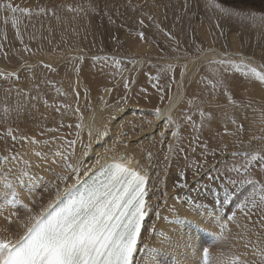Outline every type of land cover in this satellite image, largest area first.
I'll use <instances>...</instances> for the list:
<instances>
[{
  "label": "rangeland",
  "instance_id": "1",
  "mask_svg": "<svg viewBox=\"0 0 264 264\" xmlns=\"http://www.w3.org/2000/svg\"><path fill=\"white\" fill-rule=\"evenodd\" d=\"M216 3L226 11L206 7V0H0V5L18 9L0 8V186L4 189L0 206L8 207L3 208L10 211L7 217H15L27 194L31 197L39 190L38 183L56 177L54 189L59 188L73 158L86 156L97 133L104 137L111 121L121 117L119 138L128 139L125 147L145 158L153 175L150 192L157 195L162 186L167 190L170 185L166 169L170 148L168 168L184 173L182 184L188 187L182 193L174 189L167 194L179 197L182 210L187 208L185 201L195 198L198 214L201 207L222 211L223 221L217 223L216 231L199 225L207 238L201 245L203 263L264 264V169L253 163L245 175L240 167L250 158L246 153L264 148V84L251 71L264 73L260 20L264 7L253 0ZM252 13L256 20L245 19ZM141 32L145 39L140 38ZM212 48L222 53L200 56V49ZM251 49L258 50L259 57H254L262 65L230 53L245 54ZM186 60L191 62L186 65ZM183 73L180 99L168 114L154 116L168 102ZM217 82L220 85L214 90ZM224 86L232 93L233 103L227 102ZM17 106L22 109L19 115L14 111ZM90 112H98L101 118L100 131L93 135L78 127L82 115ZM148 126L152 127L149 132ZM173 129L176 134L171 140ZM73 140L74 148L69 147ZM55 152H63L67 159L53 156ZM23 172L32 175L30 184L28 176L18 179ZM32 178L39 180L33 190L27 188ZM20 189L26 193L22 200ZM154 196L156 208L163 196ZM245 201L251 203L241 210ZM192 220L179 222L178 238L185 256L190 250L188 234H193L188 226H195ZM153 227V222L145 225L141 251L151 250ZM173 247L166 248L172 251ZM158 249L151 251L155 264H169L170 258L161 260L168 250ZM135 262L143 264L140 258Z\"/></svg>",
  "mask_w": 264,
  "mask_h": 264
},
{
  "label": "snow or ice",
  "instance_id": "2",
  "mask_svg": "<svg viewBox=\"0 0 264 264\" xmlns=\"http://www.w3.org/2000/svg\"><path fill=\"white\" fill-rule=\"evenodd\" d=\"M3 7L12 12L18 10L11 4L0 5V8ZM206 7L219 9L221 12L226 11L216 3V0H206ZM19 10L28 11V9ZM228 14L238 13L228 12ZM256 18V13L245 16V19L256 20ZM260 20L264 26V16L260 17ZM140 23L143 24V21L141 20ZM13 25L15 26V20H13ZM139 35L141 39H145L143 32ZM200 52L202 53L203 49H200ZM208 63L214 62L209 61ZM217 63L230 62L219 61ZM44 67L51 69V65H44ZM251 71L260 83L264 84V73L257 72L255 68ZM219 85L220 82L213 84V89L216 90ZM224 95L228 103L234 102L227 86H224ZM32 99H37V97H32ZM169 99L171 100V97ZM14 111L19 115L22 109L17 106ZM155 114L160 116L161 110L157 108ZM7 115L6 111L5 116ZM165 119L171 123L169 117ZM187 119L191 118L187 117ZM233 123H235L234 120ZM8 131L11 133V129ZM12 139H15L14 135ZM75 144V140L70 141L69 147L74 148ZM36 155L42 154L37 152ZM53 156H59L63 160L67 159L63 152H55ZM246 156L250 158L240 166L244 169L245 175L249 174V167L253 163H258L264 169V148L253 149L246 153ZM128 163L130 161L125 158L124 154H121L119 161L114 163L101 164L98 160L97 164L104 170L107 179L100 183L94 182L86 185L82 189L73 185L58 204L55 206L50 204L47 209L42 210L36 216L29 215L27 222L21 221L25 229L23 235L15 240L10 236L0 238V264H132L133 255L141 238L143 221L151 205H146L145 200L146 177L127 167ZM27 175V172H23L18 179H23ZM180 175L183 176L184 173ZM249 183L254 182L249 181ZM179 187L186 188L188 185L182 184ZM185 203L187 204L185 211L195 213L192 219L198 222L199 202L192 198ZM249 203L251 201H245L241 210L247 208ZM261 203H264V197H261ZM253 206L259 208L260 204L254 203ZM22 207L31 213L29 205L23 204ZM170 211L177 213L173 217L174 220L187 218L179 215L176 208ZM167 219L168 217H164V220ZM231 219L233 217L229 216V220ZM12 226V221L9 219L4 231H8ZM220 227L223 228L224 225L221 224ZM152 233L157 237L158 247L163 248L171 243L166 229L157 230L153 227ZM204 252L207 253L208 250L204 249ZM261 255L264 256V252ZM146 264H155V262L150 259L146 261Z\"/></svg>",
  "mask_w": 264,
  "mask_h": 264
},
{
  "label": "bare ground",
  "instance_id": "3",
  "mask_svg": "<svg viewBox=\"0 0 264 264\" xmlns=\"http://www.w3.org/2000/svg\"><path fill=\"white\" fill-rule=\"evenodd\" d=\"M232 1H235V0H232ZM253 1H254V3L256 5H258L260 7H264V0H253ZM229 33H231V32H229ZM226 36L228 37V35H226ZM238 43H240V42H238ZM242 43H243V41H242ZM258 48L263 50L264 47L262 48V46H260ZM219 49L220 48H218V49H213V48L212 49H208V50L202 52L200 54V56L222 53L220 51L221 49L220 50ZM237 50H239V49H237ZM257 51L258 50H252L251 49V50H248L244 54L242 52L239 53V52H237L235 50H232V51H230V53L232 55H234V56L240 54L245 60H252L253 62H256L257 64H259V65L261 64L262 65L261 60L256 59L257 57H259L258 55L260 54L259 52H258L259 53L258 54ZM79 56H81V55H79ZM189 62H191V61L190 60H188V61L186 60V62H185L186 65L189 64ZM186 65H185L184 72H185V70H187L186 69ZM184 76H185V73H183L182 76H180L177 79L175 90L170 95L171 100L169 99L168 102L160 109L161 110V115L168 114V111L171 108V106L172 105L174 106L175 102L178 101L180 99V97L182 96L181 90H182V81H183ZM152 114L154 116H157L155 113H152ZM121 121H122L121 117L113 119L111 121L112 123L110 124V129H108L109 132L108 133L106 132V134H104V137H100L99 138V135L97 136L96 140L90 144L91 146L89 147V149H88L89 151L86 153V156H84L83 158H80V159L78 158V156H77V158L76 157H74V158L72 157L73 158V164H71V162H70V164L72 165V167H70V168H72L71 169L72 171L69 172L70 168L66 169L67 170V176H65L66 179H65V181H63L62 184H59L60 187L58 185L59 188H57L56 190L54 189L56 184H57V182L59 180H58V178L53 177L54 179L50 178L51 179V180L49 179L50 181H48V180H45L44 182L42 181L43 182L42 185L38 183V186H41V187L39 188V190L36 193H34V194L31 193L33 195L31 197H29L30 194H27V196H26L25 191L23 190V192H22V190L20 189L21 200L26 196V199H25L26 203L25 204L29 205V207L31 208V213H29L28 210L23 208L22 205H21L16 210L15 217L13 216V217L9 218V217H7L9 212H10L9 209H3V208H8V207L6 205H4V204L1 205L0 206V238H4V237H9L10 236L11 239L15 240L19 236L23 235L25 229H24V227H22V225L20 223L21 221L27 222V218L29 217V215L36 216V215L40 214L42 212V210L47 209L50 204L51 205L54 204L66 191H68L71 188V186H73V185L77 186L82 181H83L82 185H85L87 182L84 179L88 176V174L90 172H92L95 168L100 167V165L97 164L98 160L101 161V164H103L105 162L114 163V162H118L119 161V157H120L121 154H124L125 158L130 161V163H128L126 166L129 167L130 169H132L133 171L139 172L141 175H144L146 177L145 188H146V191H147V195L145 197V200H146V205H148V204L151 205V207L148 208V214L146 215V217H145V219L143 221V225H142V229H141V238L138 241L137 250L135 251V253L133 255L132 264L136 263L135 262L136 258L137 259L140 258L142 263L146 264V261H149L150 259L153 260L154 258H156V255L151 253L152 250H155L156 248L157 249L159 248L158 252H160V251L163 252L165 249L170 248V246L171 247L174 246V247L171 248L172 251L167 249L168 253L165 252L164 256L161 258L162 262H165V258H170V260H168L169 264H204L203 263V258H202V247H201V245H202V242L205 241V239H207V238H205V236L202 234V232H203L202 229L198 230V228L200 226L202 227V225H204L206 227L211 228L213 231H216L217 223L222 220V217L220 215V213L222 211L219 210V212L221 211L220 213H218L217 211L215 212L214 211L215 208L213 210V206L209 208L210 209L209 211L207 209L204 210L202 207L199 209L200 213H201V210H203V214L201 213L202 215L200 213L198 214L199 215V221L198 222H194L192 220V222L195 223V226L194 227L188 226L191 231L193 230V234L192 233L188 234L189 235V241H190V250L188 251V255L185 256L184 247L181 245L180 238H178V235H179L180 230H181L179 222H183V221L182 220H178V221H175L176 223H174L172 219H173V217L175 215H177V213L171 212L170 209L176 208L178 210L179 215L182 214V217L185 216V217L191 218V219L195 215V213L194 214L187 213L185 211V209L182 210V207H183L182 203H180V201L177 200L176 197L170 196V195L167 194V193H170L171 191H173L174 189L179 194V193H182V189H183L182 187H179V185L182 184L181 176L178 175L177 173H175V170H169V168H168L169 167L168 165L170 164V162H172V158H170L171 149L168 148L167 152H169V155H168V157H166L167 161L169 162V163H167L168 165H166L167 166L166 169H167V179L170 181V185H168L169 187H168L167 190H166V188H164L161 185L163 189L160 188L161 193H159L157 195L155 194L156 192L155 193L153 192L158 198L161 197V195L163 196V198L161 200V203L155 208L156 205H154V203L152 202L153 201L152 198H153L154 195H153L152 192H150V189H151L150 188V180H151V176L153 178V175H151L152 173L150 171L148 172L147 166L145 165V161H144L145 158H143L140 155L138 157L137 154H136V150L134 148L125 147L126 146L125 143L128 141V139L126 141H123V140H121L119 138L120 137L119 134H120V131H121ZM99 123H101V118H100L99 113L98 112H90V113H88L86 115H82V117L80 118V121H79V124H80L79 128L81 129L82 132L84 131L88 135H93V133L98 132L99 128H101ZM146 128L148 129V132H149V130L152 129V127H150V126H148ZM174 129L169 133L171 140L175 138V135H173V133H175ZM148 135L149 134L147 133V136ZM140 136H141V134H140ZM92 138H94V136ZM130 142H132V141H130ZM164 151L166 152V150H164ZM30 153H29V155H30V157H31V159L33 161L34 160V156H33V154H30ZM106 153H107V156H105ZM177 167H178V165H177ZM62 169H64V168H62ZM149 169H151V168H149ZM66 170H65V172H66ZM154 172L157 173L156 171H154ZM154 172H153V174H154ZM27 176H28L27 181L29 183V181L31 180V179L29 180V178H31L32 175L29 174ZM165 176L162 175L163 178H165ZM57 177H58V175H57ZM35 179L32 178L33 182L30 185L31 187L28 186L27 188H30L32 190L34 189L36 183L39 181L38 179L37 180H35ZM154 179H155V176H154ZM28 183L24 184V185H28ZM30 183H31V181H30ZM20 184H22V183H20ZM152 185H153V187H152ZM0 187H1L0 190L4 191V189H2V186H0ZM151 187L153 189L154 188V184L151 183ZM160 190H158V191H160ZM185 192H186V190H185ZM156 196H154V197L156 198ZM154 201H155V199H154ZM180 205H182V207H180ZM212 211H214V213H215V214H213V216H211ZM209 215L211 216V218H207V217H209ZM164 217H168V219L164 220ZM219 217H221V218L219 219ZM9 219L12 221L13 226L8 231H4V228L7 225ZM148 222L149 223L153 222V226L157 230L166 229L168 231V234H169L170 238H171V243H170L171 245L167 244L163 248H161L162 250H160V247H158V245H157V237H156V235L149 236V238L151 240L150 241L151 250L150 251H143L142 250L144 255H143V253H141L142 256L139 257V253L142 252L141 248H142V242H143L144 236H145L144 235V231L146 229L145 225H147ZM168 245H169V247H168ZM213 255H215V254L213 253ZM213 255H212V257H213ZM219 257H221V256H219ZM186 258H187V260H186ZM214 258H216V257H214ZM216 260H217V258H216ZM215 262L217 263V261H215ZM215 262H214V260L211 261V263H213V264ZM218 262H220V261L218 260ZM165 263L168 264V262H165ZM208 263H210V262H208ZM225 263H226V261H225ZM225 263H222V264H225Z\"/></svg>",
  "mask_w": 264,
  "mask_h": 264
},
{
  "label": "water",
  "instance_id": "4",
  "mask_svg": "<svg viewBox=\"0 0 264 264\" xmlns=\"http://www.w3.org/2000/svg\"><path fill=\"white\" fill-rule=\"evenodd\" d=\"M88 55H89V54H88ZM88 55H87V56H88ZM79 57L85 58V57H86V55H82V56H79ZM91 57H93V56H91Z\"/></svg>",
  "mask_w": 264,
  "mask_h": 264
}]
</instances>
